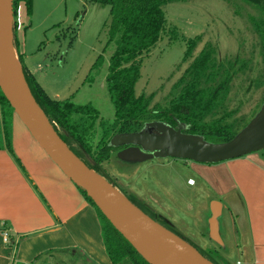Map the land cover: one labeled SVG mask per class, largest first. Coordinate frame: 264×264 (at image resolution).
Wrapping results in <instances>:
<instances>
[{
	"label": "rangeland",
	"instance_id": "374dc122",
	"mask_svg": "<svg viewBox=\"0 0 264 264\" xmlns=\"http://www.w3.org/2000/svg\"><path fill=\"white\" fill-rule=\"evenodd\" d=\"M109 10L93 0H32L28 15L25 1H21L14 18V48L16 56L20 52L26 65L41 66L42 70L36 72L37 78L49 96L56 100L70 99L78 106H91L98 111L101 121L110 126L114 123V106L106 77L115 45L109 43L106 26ZM165 12L179 36L174 41L164 37L144 59L136 96L155 94L152 107L163 105L191 63L183 61L184 40L200 36L195 57L210 42L218 47L221 60L238 56L252 62V68L235 79L228 100V109L236 111L233 119L251 121L264 104V61L259 39L246 13L236 16L224 0H176L167 5ZM259 83L262 85L257 87ZM8 114L9 121L12 118L21 121L11 110ZM253 154L264 156V151ZM120 155V149H116L104 168L109 180L126 196L137 197L165 219L176 235L213 263L240 264L236 228L238 232L245 212L238 195L218 198L213 197L209 188H188L187 180L196 181L199 175L195 167L201 164L171 158L129 161ZM212 197L222 201L225 207L230 206L232 211L231 215L224 209L218 218L222 244L210 240L209 236L212 208L209 198ZM46 256L49 258L50 253ZM58 257L53 264H84L83 260H87L77 250H71L69 259ZM126 263L137 264L131 260Z\"/></svg>",
	"mask_w": 264,
	"mask_h": 264
},
{
	"label": "trees",
	"instance_id": "16d2710c",
	"mask_svg": "<svg viewBox=\"0 0 264 264\" xmlns=\"http://www.w3.org/2000/svg\"><path fill=\"white\" fill-rule=\"evenodd\" d=\"M21 1H25L28 15L31 13L32 0H14V18L18 15ZM175 1L93 0L110 9L106 26L109 43L115 45L106 77L108 93L114 106V123L110 126L101 121L98 111L91 106H78L70 99L60 101L51 98L29 73L22 57L18 55L33 97L60 138L88 167L112 184L114 183L109 180L104 164L116 150L110 144L116 135L138 133L147 123L161 122L175 129L182 126L185 134L201 136L209 143L221 144L231 141L250 122L233 119L236 111L228 109V100L235 79L252 68V62L238 56L221 60L218 47L210 42L195 57V51L201 43L200 36L184 40L186 52L183 61L191 63L173 85L163 105L152 107L155 94L136 96L135 88L141 78L144 59L164 37L174 41L179 36L177 28L169 23L165 12L167 5ZM224 1L236 16L246 13L247 21L259 39L264 61V0ZM250 8L255 14L249 11ZM261 85L259 83L257 87ZM0 105L3 132L12 153L8 112L14 111L1 91ZM115 187L126 196L116 185ZM79 190L97 211L106 253L111 263L127 264L126 261L131 260L137 264H148L106 220L86 193ZM126 197L154 221L173 232L165 219L137 197ZM83 261L88 264L87 260Z\"/></svg>",
	"mask_w": 264,
	"mask_h": 264
},
{
	"label": "crops",
	"instance_id": "0c3cea01",
	"mask_svg": "<svg viewBox=\"0 0 264 264\" xmlns=\"http://www.w3.org/2000/svg\"><path fill=\"white\" fill-rule=\"evenodd\" d=\"M22 61L46 92L36 74L42 70L41 66H28L23 58ZM2 121L0 264H53L56 256L63 260L71 258V250H77L93 264H112L106 253L97 211L16 118L11 121V153ZM196 166L199 176L194 183L187 180L188 188L203 190V186L212 191L213 197L236 194L241 200L245 213L238 232L236 228L239 263L264 264V156L251 154L221 165ZM213 197L209 201L221 203V216L224 209L232 215L230 206L225 207ZM5 233L8 234L6 242ZM48 253H52L49 258L39 259Z\"/></svg>",
	"mask_w": 264,
	"mask_h": 264
},
{
	"label": "water",
	"instance_id": "95a60500",
	"mask_svg": "<svg viewBox=\"0 0 264 264\" xmlns=\"http://www.w3.org/2000/svg\"><path fill=\"white\" fill-rule=\"evenodd\" d=\"M14 0H0V91L6 101L59 169L94 203L95 207L148 264H162L144 240H156L191 264H215L174 232L135 206L114 184L88 167L60 138L39 107L25 79L14 48ZM165 123L145 124L142 131L116 135L111 146L120 156L145 162L155 158L216 165L264 151V104L249 124L231 141L213 144L185 134ZM209 236L222 244L218 218L222 205L212 202Z\"/></svg>",
	"mask_w": 264,
	"mask_h": 264
},
{
	"label": "bare ground",
	"instance_id": "6f19581e",
	"mask_svg": "<svg viewBox=\"0 0 264 264\" xmlns=\"http://www.w3.org/2000/svg\"><path fill=\"white\" fill-rule=\"evenodd\" d=\"M150 253L162 264H191L182 257L170 252L167 248L160 245L156 240H144Z\"/></svg>",
	"mask_w": 264,
	"mask_h": 264
},
{
	"label": "built area",
	"instance_id": "2783aa9c",
	"mask_svg": "<svg viewBox=\"0 0 264 264\" xmlns=\"http://www.w3.org/2000/svg\"><path fill=\"white\" fill-rule=\"evenodd\" d=\"M191 183H194V182L191 181ZM4 240H5V242L8 240V234L7 233L4 234Z\"/></svg>",
	"mask_w": 264,
	"mask_h": 264
}]
</instances>
